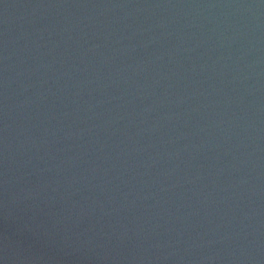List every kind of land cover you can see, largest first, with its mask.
I'll list each match as a JSON object with an SVG mask.
<instances>
[{"label": "water", "instance_id": "water-1", "mask_svg": "<svg viewBox=\"0 0 264 264\" xmlns=\"http://www.w3.org/2000/svg\"><path fill=\"white\" fill-rule=\"evenodd\" d=\"M0 264H264V0H0Z\"/></svg>", "mask_w": 264, "mask_h": 264}]
</instances>
